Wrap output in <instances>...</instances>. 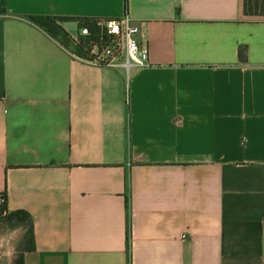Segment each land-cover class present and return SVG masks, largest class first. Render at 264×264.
Returning <instances> with one entry per match:
<instances>
[{"label":"crops","instance_id":"0c3cea01","mask_svg":"<svg viewBox=\"0 0 264 264\" xmlns=\"http://www.w3.org/2000/svg\"><path fill=\"white\" fill-rule=\"evenodd\" d=\"M123 13L147 49L128 70L28 18L75 37ZM0 193L28 214L21 264H264V17L241 0H0Z\"/></svg>","mask_w":264,"mask_h":264},{"label":"built area","instance_id":"2783aa9c","mask_svg":"<svg viewBox=\"0 0 264 264\" xmlns=\"http://www.w3.org/2000/svg\"><path fill=\"white\" fill-rule=\"evenodd\" d=\"M99 30L104 34L99 40L89 39L88 56L71 53L75 58L99 65L141 67L147 64V49L144 42L137 40L138 26L131 22L127 13L115 18H98ZM86 26L77 29V35H87ZM3 197L0 195V201ZM182 235L180 234V237Z\"/></svg>","mask_w":264,"mask_h":264},{"label":"trees","instance_id":"16d2710c","mask_svg":"<svg viewBox=\"0 0 264 264\" xmlns=\"http://www.w3.org/2000/svg\"><path fill=\"white\" fill-rule=\"evenodd\" d=\"M242 12L247 15L261 14L264 15V0H241ZM31 21L43 27L51 36H53L62 46H64L70 53L87 57L88 40L93 38L99 40L103 37V33L99 30L97 24H95L96 18H81L77 22V28L80 26H86L89 30L87 35H76L71 37L57 22V19L61 17H53L46 15H30L28 17ZM237 56L239 59L244 58V48L238 47ZM3 199L0 201V217H4L7 220L12 221L15 224H22V221L27 223L25 235L23 236V246L19 248L18 254L13 258V264H21V252L24 249L32 247V235L30 225L28 222V214L22 210L17 209L13 211H6L4 204V195L0 193Z\"/></svg>","mask_w":264,"mask_h":264},{"label":"rangeland","instance_id":"374dc122","mask_svg":"<svg viewBox=\"0 0 264 264\" xmlns=\"http://www.w3.org/2000/svg\"><path fill=\"white\" fill-rule=\"evenodd\" d=\"M249 16L264 17L261 14ZM97 20L98 18H96L95 24L99 27ZM26 227L27 223L25 221H22V224L19 225L0 217V264H13V258L18 254L19 248L23 246Z\"/></svg>","mask_w":264,"mask_h":264}]
</instances>
